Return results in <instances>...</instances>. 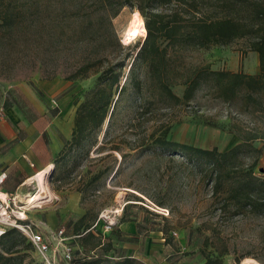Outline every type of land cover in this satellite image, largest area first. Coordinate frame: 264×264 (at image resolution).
Returning <instances> with one entry per match:
<instances>
[{"label":"rangeland","instance_id":"rangeland-1","mask_svg":"<svg viewBox=\"0 0 264 264\" xmlns=\"http://www.w3.org/2000/svg\"><path fill=\"white\" fill-rule=\"evenodd\" d=\"M137 11L125 4L113 15L94 0H0L1 119L14 131L15 141L22 139L21 145L25 144L28 133L24 129H28V124L45 130L40 143L34 139L39 131L33 133L34 153L35 147L45 148L51 138H57L58 143L63 139L60 152L64 157H58L59 152L55 156L57 165L45 170L41 198L28 201L33 197L29 194L37 191L35 180L23 188L20 196L14 193L16 203L11 208L16 215L12 217L21 219L26 215L17 221L21 223L17 230L26 236V242H31L29 227L45 235L49 229L58 228L73 234L81 215L93 219L104 210L117 208L122 211L118 217L111 215L115 224L110 232L93 229L86 239H75L69 263L98 258L101 264H108L102 255H110L114 245L130 239L124 235L120 240L118 224L123 217L124 223H135L146 234H164V230L166 240L176 242L182 262L203 264L206 253L216 256L226 248L220 257L223 264H242L246 257L264 264V214H237L225 208L223 193H212L208 173L179 153L144 144L131 147L134 134L144 132V125H131L133 95L126 93L118 98L115 122L106 137L110 139L102 148L97 147L105 139L107 120L94 142L90 140L70 150L65 146L67 124L77 105L95 87L99 71L90 70L75 79H69V74L86 59L106 55L108 61H116L124 56L127 46L142 40L144 37L137 35L127 43L123 41ZM210 12L208 7H201L200 14L206 16ZM248 44L249 38L243 37L224 46L188 50L183 61L208 63L213 69L257 73L258 56L248 49ZM130 59L126 61V71ZM173 91L181 95L183 86L175 85ZM157 114L156 121L145 123V133L156 122H168L169 140L216 147L219 151L240 142L232 130L234 122L248 128L263 126L261 113L254 112L252 106L245 107L239 100L224 103L203 91L189 104L161 109ZM52 131L57 137L51 136ZM253 144L259 152H248L238 163L247 168L256 158L253 172L264 178V139H256ZM29 146L20 150L23 158ZM29 163L30 170L36 168ZM98 226L102 228L101 222ZM109 244L112 248L106 251ZM27 252V259L42 262L34 248ZM237 257L239 263L235 262Z\"/></svg>","mask_w":264,"mask_h":264},{"label":"trees","instance_id":"trees-1","mask_svg":"<svg viewBox=\"0 0 264 264\" xmlns=\"http://www.w3.org/2000/svg\"><path fill=\"white\" fill-rule=\"evenodd\" d=\"M94 1L110 9L113 15L125 4L137 8L144 19L146 36L143 41L138 39L131 47L127 46L124 56L116 61H108L106 55L86 59L69 74V79H75L85 76L90 70L99 71L95 87L89 90L75 109L71 136L65 146H69L70 150L90 140L94 142L107 120L105 139L97 147L102 148L110 139L106 137L115 122L118 98L129 93L133 95L131 125H144L142 134H134L132 148L144 144L149 148L159 147L169 153H179L208 173L212 193L215 196L223 193L221 201L225 208L229 207L237 214H264V178L253 172L256 158L247 168H242L238 163L248 152L258 153L259 148L254 146L253 141L264 139V0ZM201 7L211 9L210 14H200ZM243 37L249 38L248 49L257 53V73L213 69L208 63L183 61L185 51L224 46ZM128 58L131 59L126 71ZM104 61H108V64H104ZM175 85L183 86L181 95L173 91ZM200 91L224 103L239 100L245 107L252 106L254 112L261 113L263 126L248 128L239 121L234 122L232 130L240 142L226 151L171 141L167 138L171 126L168 122H156L145 133V123L156 121L159 110L189 104ZM59 156L64 157V153L60 152ZM52 162L56 166L57 157ZM96 218H86L85 214L80 216L73 233L78 235L76 239L84 240L91 236V226ZM123 220L122 217L120 221ZM32 248L33 244L26 242V236L15 226H10L0 237V264H43L27 259V251ZM111 248L112 244H109L106 251ZM226 251L225 248L216 256L206 253L203 264H223L220 257ZM235 262L239 263L240 258H235ZM100 263L98 258L79 262ZM113 264L144 263L131 256H123Z\"/></svg>","mask_w":264,"mask_h":264},{"label":"crops","instance_id":"crops-1","mask_svg":"<svg viewBox=\"0 0 264 264\" xmlns=\"http://www.w3.org/2000/svg\"><path fill=\"white\" fill-rule=\"evenodd\" d=\"M2 118V117H1ZM0 118V173L5 171L7 176L1 185V192L17 194L20 196L22 194L23 188L28 187V183L34 180V176L38 172H45L48 169L53 168L52 160L55 158L57 153L61 150L63 144V139L59 140L57 138H51L52 141L49 142L46 147L39 149L35 147V153L31 150V141L33 140L34 131H39L34 139L37 142H42L43 134L45 130L38 129L39 127L34 124H28L27 131L28 135L25 137L24 145L15 141L16 135L14 131L11 130L9 124ZM73 118L74 114L67 124V134L64 136V140H68L71 136L72 127H73ZM56 136V133L51 132V136ZM57 137V136H56ZM53 144H55L53 146ZM28 147L26 153L23 154L25 158L21 156L20 150L23 149V146ZM40 146V145H39ZM30 152V153H29ZM28 161L32 163L36 168L30 170L28 168ZM29 163V164H30ZM38 168H43L41 171ZM2 195V194H1ZM3 196V195H2ZM118 227L121 230L122 236H130L128 241L121 240V244L114 245L115 249H111L112 253L110 255L103 254L106 256L107 262L113 264L118 261L123 256H131L137 260H140L144 264H196V263H187L182 262L180 259V252H177L176 242H169L166 240V235L159 231L157 233L150 232L146 234V230L137 226V224L124 223L120 221ZM113 246V247H114ZM65 264V263H64ZM76 264V263H68ZM101 264V263H100ZM201 264V263H200Z\"/></svg>","mask_w":264,"mask_h":264},{"label":"built area","instance_id":"built-area-1","mask_svg":"<svg viewBox=\"0 0 264 264\" xmlns=\"http://www.w3.org/2000/svg\"><path fill=\"white\" fill-rule=\"evenodd\" d=\"M1 117L2 113L0 111V118ZM30 165L33 164L30 163ZM6 176L7 174L5 171L0 173V237L10 226L21 228V223L17 221L21 222V220H24L26 217L25 214L21 219H17V216L16 218L12 217L13 214L16 215L15 211L11 208V206L16 203L15 195L1 192V185ZM1 194H3V196ZM121 211L122 209L116 208L110 211L104 210L100 212L91 228L110 232L115 224L114 217H118ZM111 215L114 217L111 218ZM99 222H101L102 228H99ZM27 233L43 264H68L72 260L74 250L72 243L78 236L77 234H68L65 229L58 228L56 230L49 229L45 235L40 230L34 231L30 227Z\"/></svg>","mask_w":264,"mask_h":264},{"label":"bare ground","instance_id":"bare-ground-1","mask_svg":"<svg viewBox=\"0 0 264 264\" xmlns=\"http://www.w3.org/2000/svg\"><path fill=\"white\" fill-rule=\"evenodd\" d=\"M137 35H139V36L141 35L143 37L146 36V28L144 25V20H143V17L139 11L136 12L133 22L128 26L127 30L125 31V33L123 35V41H125L127 43V42L131 41ZM43 174H44V172L41 171V172H38L33 177L34 180L37 182V185H36L37 191H34L32 193L29 192L30 194L28 193L29 196H33L32 198L28 199L29 203L36 202L37 199L41 198V195L39 192H40L41 188L44 186ZM242 264H260V263L253 260L252 258L246 257L243 260Z\"/></svg>","mask_w":264,"mask_h":264},{"label":"water","instance_id":"water-1","mask_svg":"<svg viewBox=\"0 0 264 264\" xmlns=\"http://www.w3.org/2000/svg\"><path fill=\"white\" fill-rule=\"evenodd\" d=\"M143 39H144V38H143ZM143 39H142V40H143ZM128 69H129V68H128Z\"/></svg>","mask_w":264,"mask_h":264}]
</instances>
